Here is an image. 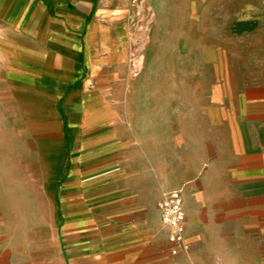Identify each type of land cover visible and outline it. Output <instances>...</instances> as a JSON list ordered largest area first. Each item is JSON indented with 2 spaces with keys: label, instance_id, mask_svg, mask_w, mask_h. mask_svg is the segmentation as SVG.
<instances>
[{
  "label": "crops",
  "instance_id": "1",
  "mask_svg": "<svg viewBox=\"0 0 264 264\" xmlns=\"http://www.w3.org/2000/svg\"><path fill=\"white\" fill-rule=\"evenodd\" d=\"M181 1L0 0V264H264V73L230 70L223 41L196 89L136 70L158 16L200 15Z\"/></svg>",
  "mask_w": 264,
  "mask_h": 264
},
{
  "label": "rangeland",
  "instance_id": "2",
  "mask_svg": "<svg viewBox=\"0 0 264 264\" xmlns=\"http://www.w3.org/2000/svg\"><path fill=\"white\" fill-rule=\"evenodd\" d=\"M256 1L204 0L198 16H158L157 29L152 32L158 45L151 51L147 49L146 58L136 70L172 71L175 89L185 84L196 89L204 82L203 77L208 80L214 72V64L204 60L205 52L208 58L219 57L216 44L223 41L229 46L224 61L230 70L264 73V14L248 15L240 11L244 4ZM156 2L174 9L184 7L181 0ZM167 18L171 22L168 31ZM251 19L256 21L250 22ZM148 34V30L143 32L145 39Z\"/></svg>",
  "mask_w": 264,
  "mask_h": 264
},
{
  "label": "built area",
  "instance_id": "3",
  "mask_svg": "<svg viewBox=\"0 0 264 264\" xmlns=\"http://www.w3.org/2000/svg\"><path fill=\"white\" fill-rule=\"evenodd\" d=\"M160 221L167 228L168 251L176 255L188 249L184 233L186 229V213L183 208L181 188L171 189L163 194L158 203Z\"/></svg>",
  "mask_w": 264,
  "mask_h": 264
}]
</instances>
